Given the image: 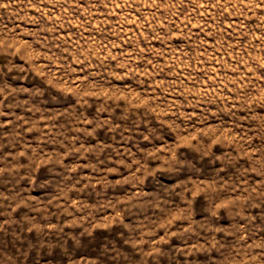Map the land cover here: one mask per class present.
Listing matches in <instances>:
<instances>
[{
  "label": "rangeland",
  "instance_id": "374dc122",
  "mask_svg": "<svg viewBox=\"0 0 264 264\" xmlns=\"http://www.w3.org/2000/svg\"><path fill=\"white\" fill-rule=\"evenodd\" d=\"M0 264H264V0H0Z\"/></svg>",
  "mask_w": 264,
  "mask_h": 264
}]
</instances>
